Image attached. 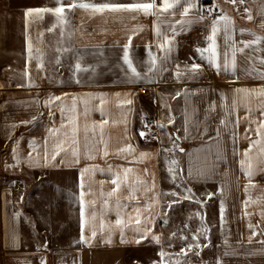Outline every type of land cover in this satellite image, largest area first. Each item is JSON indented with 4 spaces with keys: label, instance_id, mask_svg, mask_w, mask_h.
Here are the masks:
<instances>
[{
    "label": "crops",
    "instance_id": "obj_1",
    "mask_svg": "<svg viewBox=\"0 0 264 264\" xmlns=\"http://www.w3.org/2000/svg\"><path fill=\"white\" fill-rule=\"evenodd\" d=\"M199 1L0 0V264H139L177 146L214 201V264H264V0Z\"/></svg>",
    "mask_w": 264,
    "mask_h": 264
},
{
    "label": "rangeland",
    "instance_id": "obj_2",
    "mask_svg": "<svg viewBox=\"0 0 264 264\" xmlns=\"http://www.w3.org/2000/svg\"><path fill=\"white\" fill-rule=\"evenodd\" d=\"M146 124L158 127L154 121L146 119L141 122V128ZM161 132L159 130L153 141L163 140ZM177 149L178 146L174 150L167 149L171 152L170 164L166 165L167 169L164 167L163 173L165 220L160 226L164 237L163 245L144 252V258L139 264H152L150 260H154L153 264H214L212 244L217 232L214 201L210 197H203L204 188L182 182ZM166 162L164 158L163 163ZM11 185L17 191L16 196L22 188H27L26 184H21V189L14 182ZM146 257L148 258L145 259Z\"/></svg>",
    "mask_w": 264,
    "mask_h": 264
},
{
    "label": "snow or ice",
    "instance_id": "obj_3",
    "mask_svg": "<svg viewBox=\"0 0 264 264\" xmlns=\"http://www.w3.org/2000/svg\"><path fill=\"white\" fill-rule=\"evenodd\" d=\"M59 2V0H58ZM175 2H178V0H175ZM233 3L236 2V0H232ZM241 2H243V0H241ZM83 7V8H88V7H93L96 11H103L105 9H109L112 11H118V10H139V11H143L144 14H150V10L153 9L154 4L150 3V2H146V3H136V4H131V5H119V4H103L100 6H95V5H88V4H80V5H76V4H69L68 7ZM162 7L164 11H167L168 9L174 7V3H170L169 0H162ZM190 10V5L189 7H185L183 12L181 13L184 16L188 15V12ZM64 11V7L63 6H59L56 7L55 9H48V8H41V9H28L25 13L26 16H31L33 13H43V12H53L55 14H57L58 16L63 13ZM247 11V10H246ZM249 19H251V15L249 14L248 16ZM222 19H224L225 21H227L228 23H231L227 17H223ZM217 32V28H216V21H213V27H212V33L213 35ZM208 39H212V36H210ZM169 43L168 39L166 38V44ZM161 48H164L165 45H160ZM197 52H202L201 49H197ZM149 56H150V62L151 64L155 63V57H153L151 55V52H149ZM125 62H127L129 64V67L132 68L131 62L128 60V56H127V52L125 53L124 56ZM264 62V61H262ZM199 65H192V71H195L199 68ZM151 70V67L150 69ZM132 71L135 72V68H132ZM179 75V73H178ZM240 91V90H238ZM58 99V98H57ZM130 103V101H129ZM141 135H145L144 133H141ZM55 157H53L54 159ZM113 183H115V181H113ZM173 195H175L173 193ZM119 223V221H118ZM93 235H95V233H93ZM81 240L83 241V236L81 237Z\"/></svg>",
    "mask_w": 264,
    "mask_h": 264
},
{
    "label": "built area",
    "instance_id": "obj_4",
    "mask_svg": "<svg viewBox=\"0 0 264 264\" xmlns=\"http://www.w3.org/2000/svg\"><path fill=\"white\" fill-rule=\"evenodd\" d=\"M207 9L211 11L210 7H208ZM139 93H143V90L142 92ZM141 131L142 133L145 134L143 135V140L145 142L152 141L159 134V128L156 125H152V124H146L142 126Z\"/></svg>",
    "mask_w": 264,
    "mask_h": 264
},
{
    "label": "trees",
    "instance_id": "obj_5",
    "mask_svg": "<svg viewBox=\"0 0 264 264\" xmlns=\"http://www.w3.org/2000/svg\"><path fill=\"white\" fill-rule=\"evenodd\" d=\"M209 3L210 2L207 1V0H200L199 3H198V6H199L200 10L202 11L204 6L209 4ZM211 17H215V14L214 13L211 14ZM145 120L146 119H144L142 122H145ZM149 121H151V119H149ZM140 123H141L140 120L139 121H135L134 128H133L134 131L139 127ZM137 141H138V143L143 144V142H141V140L139 138H137Z\"/></svg>",
    "mask_w": 264,
    "mask_h": 264
}]
</instances>
